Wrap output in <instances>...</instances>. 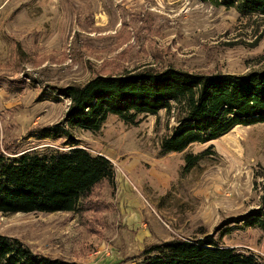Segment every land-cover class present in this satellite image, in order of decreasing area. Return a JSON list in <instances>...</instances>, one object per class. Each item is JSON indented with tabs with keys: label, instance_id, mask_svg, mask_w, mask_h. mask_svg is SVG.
Returning <instances> with one entry per match:
<instances>
[{
	"label": "rangeland",
	"instance_id": "1",
	"mask_svg": "<svg viewBox=\"0 0 264 264\" xmlns=\"http://www.w3.org/2000/svg\"><path fill=\"white\" fill-rule=\"evenodd\" d=\"M137 67L262 71L264 18L200 0H0V153L61 146L37 137L61 125L70 106L49 96L53 87ZM140 118L132 126L111 115L100 132L72 130L115 166L117 190L103 184L95 198L107 210L0 213V234L37 254L88 264H118L174 237L212 236L264 258V229L246 224L264 210V124L163 154L175 119L165 112Z\"/></svg>",
	"mask_w": 264,
	"mask_h": 264
},
{
	"label": "trees",
	"instance_id": "2",
	"mask_svg": "<svg viewBox=\"0 0 264 264\" xmlns=\"http://www.w3.org/2000/svg\"><path fill=\"white\" fill-rule=\"evenodd\" d=\"M217 8L235 9L242 17L264 18V0H200ZM70 106L61 125L38 130L39 139L62 140L60 147L0 153V213L53 214L107 210L96 202L103 184L113 190L116 169L94 154L73 129L100 132L111 115L137 126L141 116L165 112L176 124L162 143V153H182L208 144L240 127L264 124V70L248 74H204L167 67H137L120 75H99L82 86L53 87L49 96ZM187 168L195 165L186 156ZM264 205V194L262 196ZM94 201V202H93ZM247 226L264 229V210L250 213ZM264 264L248 250L225 247L212 236L176 238L146 246L118 264ZM0 264H88L37 254L19 239L0 234Z\"/></svg>",
	"mask_w": 264,
	"mask_h": 264
}]
</instances>
